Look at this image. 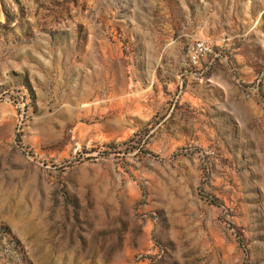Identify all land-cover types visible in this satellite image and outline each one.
<instances>
[{
	"label": "rangeland",
	"instance_id": "rangeland-1",
	"mask_svg": "<svg viewBox=\"0 0 264 264\" xmlns=\"http://www.w3.org/2000/svg\"><path fill=\"white\" fill-rule=\"evenodd\" d=\"M0 264H264V0H0Z\"/></svg>",
	"mask_w": 264,
	"mask_h": 264
},
{
	"label": "built area",
	"instance_id": "built-area-1",
	"mask_svg": "<svg viewBox=\"0 0 264 264\" xmlns=\"http://www.w3.org/2000/svg\"><path fill=\"white\" fill-rule=\"evenodd\" d=\"M197 57H198V54H197V51H196V53H194V54L192 55V58H193V61H194V62H196Z\"/></svg>",
	"mask_w": 264,
	"mask_h": 264
}]
</instances>
